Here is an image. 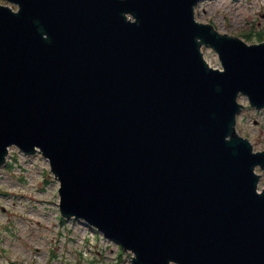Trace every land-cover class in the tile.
Here are the masks:
<instances>
[{
	"label": "water",
	"instance_id": "95a60500",
	"mask_svg": "<svg viewBox=\"0 0 264 264\" xmlns=\"http://www.w3.org/2000/svg\"><path fill=\"white\" fill-rule=\"evenodd\" d=\"M4 1L0 164L39 151L61 214L132 264H264V152L235 127L239 95L264 107V42L196 21L198 0Z\"/></svg>",
	"mask_w": 264,
	"mask_h": 264
},
{
	"label": "rangeland",
	"instance_id": "374dc122",
	"mask_svg": "<svg viewBox=\"0 0 264 264\" xmlns=\"http://www.w3.org/2000/svg\"><path fill=\"white\" fill-rule=\"evenodd\" d=\"M195 14L197 20L212 22L221 32L240 36L251 26L262 30L264 0H200ZM257 40L252 36L247 42ZM203 53L211 65L220 67L211 48L203 46ZM239 100L247 103L245 97ZM236 127L255 149L264 146L263 111L244 109ZM9 153L11 164L0 167V264H130L129 254L123 251L119 256L118 244L82 220L61 222L58 182L44 157L27 156L15 147Z\"/></svg>",
	"mask_w": 264,
	"mask_h": 264
},
{
	"label": "bare ground",
	"instance_id": "6f19581e",
	"mask_svg": "<svg viewBox=\"0 0 264 264\" xmlns=\"http://www.w3.org/2000/svg\"><path fill=\"white\" fill-rule=\"evenodd\" d=\"M130 262H131V264H132L131 258H130Z\"/></svg>",
	"mask_w": 264,
	"mask_h": 264
}]
</instances>
